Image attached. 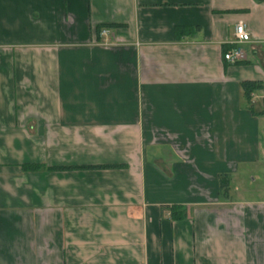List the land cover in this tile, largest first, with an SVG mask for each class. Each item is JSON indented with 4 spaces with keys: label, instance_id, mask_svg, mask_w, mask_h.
I'll return each mask as SVG.
<instances>
[{
    "label": "crops",
    "instance_id": "1",
    "mask_svg": "<svg viewBox=\"0 0 264 264\" xmlns=\"http://www.w3.org/2000/svg\"><path fill=\"white\" fill-rule=\"evenodd\" d=\"M0 264H264V0H0Z\"/></svg>",
    "mask_w": 264,
    "mask_h": 264
},
{
    "label": "trees",
    "instance_id": "2",
    "mask_svg": "<svg viewBox=\"0 0 264 264\" xmlns=\"http://www.w3.org/2000/svg\"><path fill=\"white\" fill-rule=\"evenodd\" d=\"M107 27H109L108 24L98 25V26H96L95 30L98 34L101 29L107 28ZM192 30H193L192 28L187 27V26L175 27V30H174L175 37H176V39H179L183 35L190 34V32ZM230 48H231V46L228 48H225L224 52H226ZM243 62L244 61H237L234 64H240ZM240 85L242 87L244 97L247 100H249L252 91L255 90L256 88H259L261 84L258 81L244 80L240 83ZM123 166L124 165H122V164H99V165H81V166H75L74 168H77V169H93V168H114V167H123ZM20 167L24 171H37V170H40L41 168H45L47 170H63V169L73 168L71 166H59V167L58 166H56V167H47L46 166V167H44L43 165L36 164V163H23L20 165ZM225 180H226V176L222 175L221 179H220L222 186H225V183H226ZM168 209H169V217L173 220H179L185 216L183 205L173 204V205L169 206Z\"/></svg>",
    "mask_w": 264,
    "mask_h": 264
},
{
    "label": "built area",
    "instance_id": "3",
    "mask_svg": "<svg viewBox=\"0 0 264 264\" xmlns=\"http://www.w3.org/2000/svg\"><path fill=\"white\" fill-rule=\"evenodd\" d=\"M98 37L103 44H108L111 40V33L109 29L103 28L98 33ZM233 37L231 48L224 52L222 56L223 60L230 64H234L235 62L242 61L246 58L245 52L239 46V44L250 40V34L243 22L236 24Z\"/></svg>",
    "mask_w": 264,
    "mask_h": 264
}]
</instances>
